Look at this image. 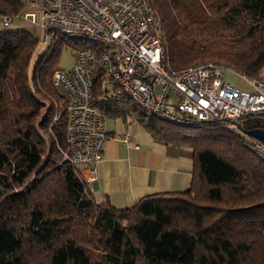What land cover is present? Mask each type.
Wrapping results in <instances>:
<instances>
[{"label": "trees", "instance_id": "trees-1", "mask_svg": "<svg viewBox=\"0 0 264 264\" xmlns=\"http://www.w3.org/2000/svg\"><path fill=\"white\" fill-rule=\"evenodd\" d=\"M151 1L173 69L214 61L259 78L264 0ZM24 6L0 0V18H18ZM54 45L46 58L35 56L29 30H0V264H264V162L245 137L209 121L195 126L201 140L187 143L180 130L128 107L125 95L106 94L101 71L94 106L124 122L142 114L138 123L151 138L190 147L192 174L187 189L130 207L97 202L80 169L62 161L67 97L53 84ZM41 100L49 107L39 122ZM236 125L244 133L264 129V114Z\"/></svg>", "mask_w": 264, "mask_h": 264}, {"label": "built area", "instance_id": "built-area-1", "mask_svg": "<svg viewBox=\"0 0 264 264\" xmlns=\"http://www.w3.org/2000/svg\"><path fill=\"white\" fill-rule=\"evenodd\" d=\"M27 3L37 10H27V15L35 18L38 14L40 26L48 33L93 39L102 45L77 50L70 70L52 71L53 84L62 87L67 97L62 161L79 168L88 186L96 182L107 137V118L92 99L93 78L99 71L106 94L118 98L125 95L146 116L173 125L200 126L209 121L229 125L246 115L264 114V79L244 77L214 61H196L181 69L171 67L163 24L151 0ZM1 20L5 26L12 21L9 17ZM45 44L46 38L41 51ZM228 73L239 76L245 87L233 85ZM59 115L56 113L52 122ZM241 134L250 152L264 162V143ZM120 140L128 144L130 134L124 133Z\"/></svg>", "mask_w": 264, "mask_h": 264}, {"label": "crops", "instance_id": "crops-1", "mask_svg": "<svg viewBox=\"0 0 264 264\" xmlns=\"http://www.w3.org/2000/svg\"><path fill=\"white\" fill-rule=\"evenodd\" d=\"M27 14L24 11L23 17L18 19L21 27L35 36L42 27L37 18ZM231 76L233 85L245 87L239 76ZM106 131L102 157L97 164V179L90 186L97 202L107 201L116 208H125L152 194L188 188L192 174L189 150L156 141L147 132L150 138H135L127 129L130 141L124 144L120 137L126 131L121 134L107 128Z\"/></svg>", "mask_w": 264, "mask_h": 264}, {"label": "rangeland", "instance_id": "rangeland-1", "mask_svg": "<svg viewBox=\"0 0 264 264\" xmlns=\"http://www.w3.org/2000/svg\"><path fill=\"white\" fill-rule=\"evenodd\" d=\"M24 5H26L24 8L26 10L29 9L30 13H34L36 10V8L30 7V5L27 3V0H20ZM154 5V3H152ZM38 14L35 16V18L38 19ZM23 30L26 28H22L21 27V21L18 18H15L12 20V22L8 23L7 26L2 24V20L0 18V30ZM41 31H37L38 34H35V38H37L38 40V46H37V50H36V54L35 56H37L39 53H41L42 56H44V58L47 57V53H49L50 51H41L43 45H44V40L46 38V46L49 45L55 41V45H54V53H53V60H55V68L60 69L61 71H68L72 68L73 63H74V54L77 50H81V49H92V48H102V45L93 40V39H87V38H78V37H70V36H66L62 33L59 32H53L50 31L49 33H46L45 29H40ZM54 37L55 40H52ZM51 54V52H50ZM34 56V57H35ZM227 78L229 79V81H231L233 83V79L231 74H227ZM258 79H264V69L261 70L260 72V76ZM58 91L61 94L65 95V91L62 87H58ZM43 101V100H41ZM44 102V110L41 112L40 117L38 118V121L40 122L41 117L43 116L46 108L49 107L46 106L47 103L45 101ZM135 102H133L132 100H130V107L131 109L135 108ZM139 111L140 108L138 109ZM142 112V111H141ZM59 113V112H56ZM56 113L54 114L53 117L56 116ZM143 113V112H142ZM139 118H143L142 114H137L136 117L134 119H131L130 117H127V121L124 122L122 121L121 118H108L106 119V128L109 131H113L116 133H124L126 131V129L128 130V132H130V134L134 135L135 138H139V137H146V138H150L149 135L146 133V131L139 125L138 123V119ZM37 121V122H38ZM153 122L155 124H163V125H169L172 128H175L176 130H180L181 133H184L187 135V138H185V142L190 143L193 141H200L201 139H197L196 138V133H197V128L195 126H186V127H175L173 126V124L167 123L163 120L154 118ZM238 121H233L231 124L229 125H225L224 123H221L223 125V127H225L226 129L230 130L231 132H233L234 134H238L241 133L240 130H238L237 128V123ZM37 126V123H36ZM179 126V125H176ZM127 131L125 133H128ZM41 134V133H40ZM129 134V133H128ZM146 138H142L143 140ZM183 148L189 150L191 152V148L187 147V146H183Z\"/></svg>", "mask_w": 264, "mask_h": 264}, {"label": "water", "instance_id": "water-1", "mask_svg": "<svg viewBox=\"0 0 264 264\" xmlns=\"http://www.w3.org/2000/svg\"><path fill=\"white\" fill-rule=\"evenodd\" d=\"M246 135L253 137L264 143V129H254L246 132Z\"/></svg>", "mask_w": 264, "mask_h": 264}, {"label": "bare ground", "instance_id": "bare-ground-1", "mask_svg": "<svg viewBox=\"0 0 264 264\" xmlns=\"http://www.w3.org/2000/svg\"><path fill=\"white\" fill-rule=\"evenodd\" d=\"M90 187V186H89Z\"/></svg>", "mask_w": 264, "mask_h": 264}]
</instances>
